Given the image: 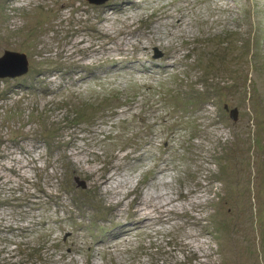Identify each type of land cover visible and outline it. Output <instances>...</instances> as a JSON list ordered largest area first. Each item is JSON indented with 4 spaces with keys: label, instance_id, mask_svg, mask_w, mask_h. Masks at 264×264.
<instances>
[{
    "label": "rangeland",
    "instance_id": "374dc122",
    "mask_svg": "<svg viewBox=\"0 0 264 264\" xmlns=\"http://www.w3.org/2000/svg\"><path fill=\"white\" fill-rule=\"evenodd\" d=\"M5 50L0 264H264V0H0Z\"/></svg>",
    "mask_w": 264,
    "mask_h": 264
},
{
    "label": "water",
    "instance_id": "95a60500",
    "mask_svg": "<svg viewBox=\"0 0 264 264\" xmlns=\"http://www.w3.org/2000/svg\"><path fill=\"white\" fill-rule=\"evenodd\" d=\"M91 4L100 5L107 0H87ZM160 53H157L156 57H159ZM29 69L28 58L25 53L13 52L11 50H5L4 54L0 57V78L5 77H18L27 73ZM235 110H232L234 115ZM79 185L85 186V182L76 178ZM84 182V183H83Z\"/></svg>",
    "mask_w": 264,
    "mask_h": 264
},
{
    "label": "trees",
    "instance_id": "16d2710c",
    "mask_svg": "<svg viewBox=\"0 0 264 264\" xmlns=\"http://www.w3.org/2000/svg\"><path fill=\"white\" fill-rule=\"evenodd\" d=\"M68 4H69V3H68ZM148 88L150 89V92H153V93H151L152 95H157V97H158V98H157V101H158L162 106H165L166 103H164V100H162V97H163V96L161 95V92L158 91V90H156L155 87H153V86H150V87H148ZM124 91H126V90L124 89ZM124 91H123V92H124ZM176 105H179V104H176ZM181 105H182V104H181ZM178 109H179V108H178ZM168 115H170V114H168ZM168 115H167V116H168ZM226 155H227V156H226ZM226 155H225L226 157L224 156L225 158L222 157V159H227L229 162H230L231 160H233V159H232V156L230 155V152L226 153ZM219 168H220V167H219ZM219 179H223V178H221L220 175H219L218 180H219ZM210 228H211V226H208L207 229H210ZM249 254H250V251H249ZM242 255H243V254H242ZM248 257H249V256H248ZM241 264H242V262H241Z\"/></svg>",
    "mask_w": 264,
    "mask_h": 264
},
{
    "label": "bare ground",
    "instance_id": "6f19581e",
    "mask_svg": "<svg viewBox=\"0 0 264 264\" xmlns=\"http://www.w3.org/2000/svg\"><path fill=\"white\" fill-rule=\"evenodd\" d=\"M153 205V204H152ZM157 205V204H156ZM148 207V206H147Z\"/></svg>",
    "mask_w": 264,
    "mask_h": 264
}]
</instances>
